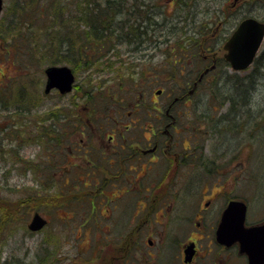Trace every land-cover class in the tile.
I'll return each mask as SVG.
<instances>
[{"label":"rangeland","instance_id":"1","mask_svg":"<svg viewBox=\"0 0 264 264\" xmlns=\"http://www.w3.org/2000/svg\"><path fill=\"white\" fill-rule=\"evenodd\" d=\"M16 1L17 0H4V13H2L0 17V87L8 84L6 83V80L13 81V83H11L12 86L14 85V82H18V80L21 81L22 84H24L23 86L15 85L13 87L16 92L23 96L21 104L25 105L26 102H32V105L34 106L36 98H39V104L37 105L35 112L45 113L50 112L51 110H56L55 113L52 114V117L55 119V124L57 123V126H59L57 127L59 135H56L55 139L62 138L67 140L68 132H70L68 123L79 119V116L75 114L76 110H79L82 114L86 113L84 110L90 111V108H92V105L90 104L92 101L89 98H82L84 97V89L89 88V86L86 87V84L91 83V72L90 70H84V65L82 64L81 68L76 70V86H78L79 89L73 90L67 95H60L54 90L45 95L43 90L46 79L44 77L45 75L43 70L46 67H49V62H51L53 58L49 56L43 58L41 55V57L36 58V61H33L34 65H31V52L38 49L44 51V48H41L43 46L42 44L46 43V41L51 42L50 39L54 40V46L58 45L60 42L59 40L62 37H68L71 39L69 32H72V36L75 39L76 35L79 33L83 34V40L86 43L92 40L95 41V38H90V35L86 36L84 32H82L83 29L81 27H76L72 17L68 19V27H64V24H61L60 20H64V17L66 16L62 14L60 15L57 11L52 14L50 11H52L53 7L48 8V0H40L42 7V11L40 10L41 15L37 5L30 4V0H28V3H26L25 0H18V10H16V12H11V6ZM163 1L165 3L166 0ZM224 1L230 2L232 9L225 16L221 9L222 6L220 7L218 0H197L196 3L192 2L195 3L192 8L185 10L186 13L190 15L188 18H192V16L195 17L194 22L191 24V32L198 30L201 25L203 28H214V42L216 41L215 47L218 48V51L215 53L216 57H221L223 55L224 51L222 46L241 19L247 16H252L261 22L264 21V4L262 2L256 4L252 3L250 0H240L237 2V6L233 8V0ZM172 9L173 6L168 0L163 6H161L158 12H161L162 15L168 14L169 17H174L175 21L168 18V22L170 23L168 26L172 28V30L169 29V31L171 33L176 30V32H179V36L183 25L182 22L177 23L176 18L179 14L178 12L182 11V9L177 8L174 11H172ZM22 11H28L29 16L22 14ZM199 11L200 17L198 15ZM214 13L216 18L212 19V15ZM184 14L185 12H182V15ZM41 17L42 21L40 19ZM50 21H54L53 24L47 25ZM188 22L191 23V19ZM117 25L122 24L118 23ZM121 27L122 26L114 29L116 33L110 35V39H106V42L102 41L100 45L104 47V45L107 44L109 48L110 41L113 39L114 42L116 41L118 44L117 51H121L124 55L122 57L124 59V63H128L131 56L136 57L134 62H137V71L140 72V75H138V82L146 84L144 79L150 78L152 87L149 86V88L151 93L148 92L146 96L153 97L154 94L152 92V88L153 90H156L159 87L160 76H158V74L162 68L163 71H166L168 67L172 65V61L167 56V52L164 50L165 48L156 51H153L152 49L143 51L141 47L142 43L140 42L139 48L136 44H131L129 46V41H132L131 38H135L138 42L140 40V36L137 32H134L135 35L129 36L127 30H124L125 34L119 33L121 31ZM34 36H37L35 37L36 41H34L36 46L32 41ZM119 36L122 41L120 43L117 41ZM43 40H45V42ZM263 47L264 42L257 53V57L261 55ZM49 48H51V46ZM91 50H93L91 51V54L94 53V49L91 48ZM52 52L56 51L52 50ZM88 54L90 53L88 52ZM58 57L63 58L60 57V55H58ZM263 59L264 57L261 60L262 64L259 66V69L256 70L259 72V75L254 80L255 84L253 85V88L248 86L246 91V95L248 92L247 97L250 103L247 105L241 103L245 107L242 109V112L250 108L252 110L253 115L249 120V125L247 124L246 127H244L243 124L240 125L237 122L236 127L231 133L219 135L214 142V160L217 158L222 159L219 162V165L214 163V167H216L218 173L214 175V187H210L213 188L214 193L218 190L222 193L219 197V201L217 203L214 201V208L215 206L221 205L225 200L224 197L227 196L230 198H245L249 201L251 206L250 214H254L256 218L264 215V206L261 207V205L264 204ZM54 62L55 64L52 62L51 65H66L72 69L70 64H66L60 60H56ZM253 70L254 68L251 66L247 70L234 73L229 66H226L221 70H216L214 75L217 74L216 76H219V81H224V79H228V77L234 78L248 75L252 73ZM30 72H33V74H30ZM141 73H144V75L141 76ZM19 75H22L20 79ZM103 77V75H100L98 80L102 81L104 79ZM30 79H32L33 83ZM113 82L114 83L111 84H104L105 86L102 91L92 92L94 94H98L97 99H104L105 102L102 106H96V112L99 114L110 113L109 108L112 109L111 113L114 112L119 114L126 113L130 109V104L128 103L129 106L127 104L118 105L116 110H114L116 104L118 103L115 101V94L116 96L119 95V84L115 79ZM11 85L9 86L10 92L12 90ZM16 87H22V90L24 88L25 92H19V90L17 91ZM29 88L33 92L35 100L33 98L25 100V96L27 95V90H29ZM139 89L141 91L140 87ZM124 90L129 91L128 87ZM142 90L145 89L143 88ZM120 92L124 96L126 95V93H123V90ZM165 92L170 94L175 93L177 96H182L183 94L180 89H173L168 92L165 90L164 93ZM165 95L162 94V97ZM142 96L145 97V93ZM129 97L130 95L128 94L126 98L128 99ZM200 97L208 98L209 96L207 92H199L198 95L194 96V98ZM106 99L114 102L115 106L110 103H106ZM135 99L136 98L134 97L133 100ZM125 100L126 99L123 100V104L126 103ZM217 102V100L214 101V106ZM2 108L3 106L0 104V109ZM7 115V112H5V116ZM99 116L100 115H97L95 116L96 118L91 119L99 120L97 118ZM73 117L78 119H74ZM54 119H52L51 122L39 124L38 126L35 124H30L27 128L24 126V129L21 130V132L25 135V144L20 153L17 151H10V146H6L2 149L0 148V199L7 200L4 203L9 205V211L15 217L20 216V212L10 203L13 199L16 200L21 197H28V194L31 195V193L28 192V188H32L33 191L37 192L38 196L41 197L43 196L41 194L46 192L41 189L42 185L39 184V182L44 181L46 179V175L49 173L42 168H38V172L33 174L32 171L27 168V163H25V161L27 159H35V163L37 164L40 163V158L43 161L46 160L53 162L52 133H49V131H52V123H54ZM145 121L146 118L143 116L138 119L139 125H145ZM216 122L217 117L215 111L214 127L216 126ZM2 125H4V122L3 119L0 118V134ZM48 126L51 128H48ZM241 130L244 134L241 133ZM36 135H48V138H42L43 143L39 144L28 139V137L34 138ZM219 143L229 147H225V149L222 150ZM53 168L55 167L53 166ZM53 178L55 180V176ZM69 189H71L72 192H76V190H78L73 187H70ZM92 190H94L92 187H87L85 191L89 192ZM196 196L197 195L188 197L181 196V199L178 200L171 197L170 204L175 206L184 203V205L187 206L195 200ZM46 201H48V199L40 201L36 200L37 203H35L29 217L25 220V227H27L31 222L32 215L36 210H38L42 217L50 221L48 226L39 232H25L23 229H17L23 223V221L20 220L22 215L20 218H15V220L13 219L10 226L4 231L5 246L2 250L0 260L6 259L12 264H121L125 261V259L121 256L127 254V249L126 247L122 249L120 247L130 235V231L135 235V237H137L138 243H141L140 249L137 252L138 257L143 255L147 256L146 253L149 252L153 255V258H157L160 249L167 243V240L162 241V239L166 236L165 234H162L160 238L159 236L153 235L155 245L153 248H147V235L153 233V230L156 231V229L157 232H161L163 230L162 226L156 224V221L159 222L158 218H148L138 233L132 231V229L137 226L142 219L139 220L138 218H133L134 206L140 203L141 199H137L136 196H131V193L127 194L125 198L118 200L116 206L118 209L114 210L112 218L103 219L101 217H97V219L99 218L98 222H95V220L92 219L94 215L90 217L91 219H86L88 218L87 212L89 210L88 208H85L87 202H82L83 207H76L75 210L73 209V212L68 213L73 215L66 219L65 222L60 219V217L65 215V212L62 210L57 211L55 213V218L57 219L56 221L54 213H48V215L44 213V208L47 205ZM101 203L104 204L103 202ZM105 208L106 207L104 206V209ZM98 212L99 210H97V213ZM102 212L105 213L104 210ZM98 216L100 215L98 214ZM83 229L86 231L84 232ZM171 232L173 233V231ZM179 237L180 236L178 235V240H180ZM117 245L118 248H116ZM46 249L48 254L47 257L43 259L44 251ZM165 252L167 253L169 251ZM118 253L121 256H119ZM229 254L227 252L217 254L214 250V258L225 259L227 264L241 263L239 259H231V254ZM198 262L200 264H210L209 262L205 263V260ZM126 264H139V262L135 263L132 255L127 260ZM158 264L165 263L159 261ZM168 264L181 263L180 261H177L174 263L170 262Z\"/></svg>","mask_w":264,"mask_h":264},{"label":"flooded vegetation","instance_id":"2","mask_svg":"<svg viewBox=\"0 0 264 264\" xmlns=\"http://www.w3.org/2000/svg\"><path fill=\"white\" fill-rule=\"evenodd\" d=\"M105 60L110 62L112 58L107 56ZM208 62L209 59L204 58V63ZM211 63L210 68H196L192 72L201 73L211 69L214 60ZM101 74L105 84L114 83L109 69L107 71L105 68ZM209 75L214 80V69L205 75L204 81ZM196 77L192 76L187 85L188 89L191 86L188 94L193 95L201 85L198 83H204L196 82ZM6 83L0 89V94L7 103L10 102V80H6ZM118 84L119 87H130L132 81L125 80ZM133 99L126 98L125 104L117 103L114 108L116 110L118 105L129 103L128 112L102 113L97 117L99 120H92L96 114L90 116V112L77 113L79 119L73 117L78 120L68 123L70 132L67 140L54 139L53 157L67 170L66 182L75 186L119 187L117 196L110 195L117 197V201L129 193L140 198L141 202L134 206L133 218L142 220L132 231L138 233L148 218H158L156 224L162 226L163 230H153L150 235L159 236L171 231L181 234L177 241L178 253L176 251L181 264H200L198 261L202 260L210 264H227L225 259L214 258V250L217 254L230 253V258L239 259L240 264H249L252 253L250 250L242 253L238 241L222 245L216 240L221 216L231 201L245 203V228L263 225L264 215L256 218L250 214L251 206L245 198L227 196L221 205L214 208V201L217 203L222 194L219 190L214 193L210 188L214 187V175L218 173L214 166L219 165L222 159L214 160V132L216 136L232 132L225 127L226 119L217 120L214 127V98L156 96ZM123 100L115 99L116 102ZM232 111L234 114L227 118L228 126L236 127L237 122L244 127L249 125L247 115L242 118V109L235 107ZM140 115L146 118L145 125H139L137 117ZM3 116L5 118V114ZM54 126L55 130L59 127L57 123ZM219 145L222 150L229 147ZM194 195H197L195 200L187 206L184 203L170 204L171 197L178 200L181 196ZM246 238L249 243H259L257 248L264 249V231L249 233ZM135 239L138 243L137 237ZM135 246L136 243H132V247ZM188 247H191L189 253L192 260L189 262L188 259L185 263L184 254ZM137 252L136 246L132 253L135 263L158 264L160 261L155 263V258L149 252L141 257L137 256ZM254 253L259 255L258 259H264L263 252L258 249ZM163 263H170L169 258Z\"/></svg>","mask_w":264,"mask_h":264},{"label":"trees","instance_id":"3","mask_svg":"<svg viewBox=\"0 0 264 264\" xmlns=\"http://www.w3.org/2000/svg\"><path fill=\"white\" fill-rule=\"evenodd\" d=\"M219 5L224 13V16L230 12L231 10V3L224 0H218ZM264 1V0H263ZM26 3H28V0H25ZM58 2V3H57ZM163 2V0L161 1ZM192 2H197V0H174V9L181 8L182 10H189L190 4ZM252 3L258 4L259 2H262V0H251ZM30 4H35L42 11V7L40 4V0H30ZM160 0H48V8L53 7L52 11H50L52 14H54L56 11L60 13V15H65L64 20H60L61 24H64V27H68V22L71 17L74 19V22L76 24V27H81L86 36L90 35V38H95V41H89L84 42L83 34L76 35V39L72 36V32H69V36H71V39L68 37H62L58 43V45L54 46V40L50 39L51 42L46 41V43L42 44L43 46L41 48H44V51L38 49L31 52V65H34L33 61H36V58L42 57L45 58L46 56L52 57L53 59L49 64L56 60H60L62 62H65L66 64H70L73 71L76 73V70L81 68L82 64L84 65V70H91V83H87L86 87L89 86V88H85L83 91V95L86 98H89L92 102L90 103L92 105V108H90L92 111L91 114H98L96 112V106L97 105H103L104 99H97L98 94H94L92 92L94 91H102L103 85H100L102 81L98 80V77L100 76V73L105 68L109 69L112 75L116 76L119 81L123 80L125 77V73L127 71H132L137 69H133L134 67L130 66L128 63H124V59L122 58L124 55L121 53V51L118 50V44L116 41L114 42L113 39H111L109 48L108 45L105 44L104 47L100 45V43L106 42L105 40L110 39V35L115 34L116 32L114 29L121 27V31L119 33H124V30H127L129 36H133L134 30L142 29L143 33H145L144 40H139L138 42L136 39H132V41H129V46L131 44L138 45V48L140 46V43H149L154 46L155 49L159 48L164 49L167 52V56L171 59L172 65L170 66L173 70L165 73L163 70L160 71L159 75L162 73H165L163 76L166 78L171 79L173 86L169 87L168 91H172L173 89H180L184 82L187 81V77H190L192 75L191 71H186L183 69L182 66L185 65V62L190 60L193 65H196L197 61L199 60V54L204 53L205 50V41H202L203 35L206 33L203 30L195 31L194 33H190L191 31H188V26L194 22V16L191 18V23L188 21L190 20L187 16L182 17V24L181 27L182 31L181 34L178 36L179 32L176 30L171 32L169 29L172 30L171 27L167 26V21L164 22L165 19H168V15H162L161 12H158L161 8L159 6ZM219 7V11H220ZM155 8H158L157 12L155 11ZM18 10V0L12 4L10 11L16 12ZM21 13V11H20ZM22 14H25L26 16H29V12L22 11ZM41 15V12H40ZM198 15L200 17V11L198 12ZM42 21V17L40 18ZM68 20V21H67ZM67 21V22H65ZM54 21H50L47 25H52ZM65 22V23H64ZM118 23H121L122 25H117ZM21 26V25H20ZM152 28V30L150 29ZM168 30V39H164L162 41H158L161 37V34H164ZM204 32V33H203ZM203 35H199L202 34ZM194 34V35H193ZM40 35V33H39ZM196 35V36H195ZM199 35V36H197ZM121 36V35H120ZM120 36L117 38L118 43L122 42L120 40ZM34 36V40L32 39L34 45L36 46L35 42L36 39ZM31 38V37H30ZM78 39V40H77ZM116 40V39H115ZM45 42V40H43ZM140 42V43H139ZM170 42V43H167ZM216 44V41L214 42V45ZM128 45V44H127ZM51 46V48H49ZM73 48H72V47ZM68 47V48H67ZM48 48V49H47ZM63 48V49H62ZM67 48V49H66ZM91 48L94 49V53L91 54ZM88 49V50H86ZM52 50H55L56 52H52ZM163 51V50H162ZM88 52L90 54H88ZM60 57L63 58H59ZM112 58V61L106 62V57ZM264 57V50L262 51L261 55L256 58L253 64L254 70L252 73L248 75L238 76V77H228V79H224V81H219V76L214 75V88L210 87L207 90L209 97H214V101L216 99H220L219 106L222 107L226 103L229 104L227 113L224 114V117H228L231 114H234L232 111L233 108H239L241 107L239 103L246 104L248 102V92L246 95V91L248 86L250 88H253L254 85V76L257 74V69H259V66L262 64V58ZM264 60V59H263ZM87 61V62H86ZM174 66V67H172ZM228 66V64L222 59L219 58L216 60V69H222L223 67ZM180 69H182L181 74L183 75V81H180ZM138 72V71H137ZM216 72V71H215ZM214 72V73H215ZM30 74H33V72H30ZM140 75V72H138ZM144 73H141V76H143ZM220 75V74H219ZM31 77V76H30ZM257 77V76H256ZM30 81L33 83L32 79ZM97 82V83H96ZM21 83L18 81L14 82V85L12 86V90L10 92V98L11 101H13L15 98L17 99V104L12 105L11 113L7 117L9 119L11 125H10V134L12 138H16L22 140L25 142V135L22 134L21 130L29 127L30 124H35L38 126L39 124H45L47 122H51L52 114L55 113L56 110H51L50 112L40 113L35 112L38 103L39 98H36L34 106L32 105V102H26L25 105L21 104V100L23 96L16 92L14 90L15 85H20ZM24 85V84H21ZM140 87V86H139ZM139 87H133L134 89L131 90V92L142 94L143 92L146 94L150 91L149 88L143 87L145 90L140 91ZM17 91L19 92H25L24 88L22 90V87H16ZM141 88V87H140ZM79 89V87H78ZM89 89V90H87ZM93 89V91H92ZM30 90V91H29ZM27 90V95L25 96V100L29 98H33L35 100V97L33 96V92L29 88ZM252 90V89H251ZM167 91V92H168ZM132 96H135V94L132 93ZM106 103H108V99L106 100ZM79 113L78 110H76L75 114ZM20 117V120H14L15 116ZM242 118H246V115L250 116L247 112H242ZM252 116V114H251ZM57 117V116H56ZM263 117V116H262ZM260 117V118H262ZM251 118V117H250ZM219 119V118H217ZM249 119V118H246ZM245 120V119H244ZM243 120V121H244ZM55 121V119H54ZM256 121V120H255ZM249 123V122H248ZM227 125V124H225ZM48 128H51L48 126ZM227 128L230 131H233L235 127L233 126H227ZM215 129V128H214ZM49 133H52V131H49ZM215 134V132H214ZM14 136V137H13ZM28 137V136H27ZM48 138V135H36L34 138L28 137L29 140H31L34 143H43L42 138ZM216 137H214L215 140ZM28 140V141H29ZM12 152H14L11 149ZM40 163H35V159H27L25 163H27V168L32 171L33 174L38 172V168H42L45 171H47L49 174L46 175V179L44 181L39 182V184L42 185V190L46 191L45 193H42L41 196H38V193L33 191L32 188H28L31 193V195L28 194V197H21L17 198L16 200H12L10 203L12 206H14L15 209H17L20 212V216L15 217L12 215V213L9 211V205L5 204L7 200L0 199V258L2 250L5 246V238H4V231L10 226L11 222L15 218H20L22 215V218L20 219L23 221L22 225L17 229H23L25 232H27V229L25 227V220L29 217L30 212L32 211V208L34 207L36 200H46L48 199L47 205L44 208V213L46 215L55 213L59 210H62L65 212V215L60 217L62 221L65 222L66 219L69 218L68 213L73 212V209L75 210L76 207H83L82 202H87V205L85 208L89 209V216L86 219H92L95 220V222L99 221L100 216H98L99 212L97 213L98 202L97 200L92 201H82V200H76L77 198L74 197V195H78L87 187L83 186H72V185H65L64 183H58L56 181L55 176V162L50 161H43L40 159ZM55 176V180L54 177ZM45 182V184H44ZM44 185V186H43ZM70 187H74L75 189L78 187L79 190L77 192H72ZM110 186H100L99 190L100 192H103V190L110 189ZM33 191V192H32ZM34 202V203H33ZM3 204V205H2ZM39 207V206H38ZM39 209V208H38ZM34 210V209H33ZM41 210V209H39ZM38 211V210H36ZM73 215V214H72ZM71 216V215H70ZM97 217H99L97 219ZM56 219V218H55ZM57 221V219H56ZM88 229V228H87ZM84 232L86 231L83 229ZM48 239V238H46ZM176 243L174 242L171 246V253L169 255V260L171 263L178 261V256L176 254ZM124 247L127 249V254L123 257L125 260L129 257V252H131V246L129 244H126ZM164 250H160V252L157 255V258H155V263L157 260H160L161 262H164L167 260L164 255ZM48 251L47 249L44 251V258L47 257ZM42 260V259H41ZM40 260V261H41ZM43 262V261H42ZM125 262V261H124ZM0 264H12L8 260H0ZM123 264V263H121Z\"/></svg>","mask_w":264,"mask_h":264},{"label":"water","instance_id":"4","mask_svg":"<svg viewBox=\"0 0 264 264\" xmlns=\"http://www.w3.org/2000/svg\"><path fill=\"white\" fill-rule=\"evenodd\" d=\"M1 9L2 0H0V12ZM263 35L264 25L252 18L245 19L239 24L236 31L224 45V49L227 51L224 54V58L232 69L244 70L251 64L263 39ZM44 73L46 75L45 93H48L53 88L58 89L60 93L71 91L74 76L70 68L67 66H49L45 69ZM245 212L246 207L242 202H230L221 216L216 240L224 245L238 241L243 252L250 250L249 252L252 253L249 264H264V259H258L259 255L254 253L258 249L259 252H263L264 258V249L257 248V246H260L259 243L256 245L253 242L249 243L246 238L249 233H263L264 224L249 228L248 230L244 229ZM45 224L46 221L38 213H34L28 229L38 231ZM190 249L191 247H188L186 250L185 261L191 258Z\"/></svg>","mask_w":264,"mask_h":264},{"label":"bare ground","instance_id":"5","mask_svg":"<svg viewBox=\"0 0 264 264\" xmlns=\"http://www.w3.org/2000/svg\"><path fill=\"white\" fill-rule=\"evenodd\" d=\"M134 32L135 33L137 32L139 34V36H140L139 39L141 41H145L144 40L145 33H143L142 29L134 30ZM16 104H17V99L15 98L13 101H11L10 105L3 108V112H7V114L9 115L11 113V109H13V107L11 108V106L16 105ZM14 120H18V121L20 120V117L18 116V114H17V116L14 117ZM13 143H14V141L12 138H3V137L0 138V148L1 149L5 148L6 146L13 145ZM2 146H4V147H2Z\"/></svg>","mask_w":264,"mask_h":264}]
</instances>
